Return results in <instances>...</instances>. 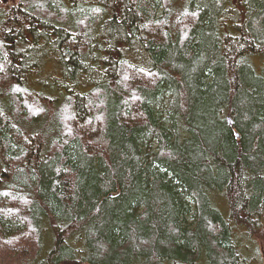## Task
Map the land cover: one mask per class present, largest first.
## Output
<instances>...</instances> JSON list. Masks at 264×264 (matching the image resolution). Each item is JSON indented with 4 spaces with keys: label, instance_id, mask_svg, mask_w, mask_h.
<instances>
[{
    "label": "trees",
    "instance_id": "16d2710c",
    "mask_svg": "<svg viewBox=\"0 0 264 264\" xmlns=\"http://www.w3.org/2000/svg\"><path fill=\"white\" fill-rule=\"evenodd\" d=\"M180 1L0 0V264H261L264 0Z\"/></svg>",
    "mask_w": 264,
    "mask_h": 264
},
{
    "label": "rangeland",
    "instance_id": "374dc122",
    "mask_svg": "<svg viewBox=\"0 0 264 264\" xmlns=\"http://www.w3.org/2000/svg\"><path fill=\"white\" fill-rule=\"evenodd\" d=\"M179 3H181L180 0H173V6H179ZM65 5H66V7L69 6L68 3H66ZM28 42L29 41H27V43ZM47 51H48V54L44 55L43 59L40 61V67H39V74H41V76H40L41 78L39 80H44L46 78L47 82L41 81V83H39V86H38L37 85V82H38L37 81V77L35 75H33V76L28 77L30 79V82H31V84H29V86L35 87L38 90H39L40 87H42L43 91H45L46 93L51 94V95L52 94L57 95V94H59L58 89H56L54 87L55 85L52 84L49 81L50 78H47V76L50 75V74H56V73H59V72H61V74L64 75L63 74L64 65L61 63L57 53H54L50 49V47L47 49ZM34 98H36V97H34ZM30 100H32V98H30ZM41 105H43V104H41ZM28 106L31 107V104L28 103ZM38 108H39V105H38ZM31 109H32V107H31ZM48 109L51 110L50 107ZM36 110H37V108H35V111ZM65 119H68V117H66ZM69 121H71V120H69ZM66 122H67V120H66ZM188 219H189L190 223H194L195 222L194 221L195 215L193 213H191L189 215ZM261 247H264V243L262 241L260 242V246H259L260 250H259V252H260V262H261V264H264V256L262 254Z\"/></svg>",
    "mask_w": 264,
    "mask_h": 264
},
{
    "label": "bare ground",
    "instance_id": "6f19581e",
    "mask_svg": "<svg viewBox=\"0 0 264 264\" xmlns=\"http://www.w3.org/2000/svg\"><path fill=\"white\" fill-rule=\"evenodd\" d=\"M261 250H262V254L264 256V247H261Z\"/></svg>",
    "mask_w": 264,
    "mask_h": 264
},
{
    "label": "flooded vegetation",
    "instance_id": "af4514ba",
    "mask_svg": "<svg viewBox=\"0 0 264 264\" xmlns=\"http://www.w3.org/2000/svg\"><path fill=\"white\" fill-rule=\"evenodd\" d=\"M263 240V239H262Z\"/></svg>",
    "mask_w": 264,
    "mask_h": 264
}]
</instances>
